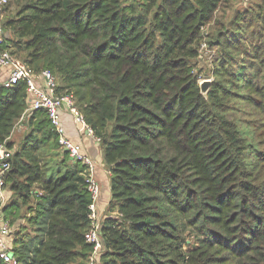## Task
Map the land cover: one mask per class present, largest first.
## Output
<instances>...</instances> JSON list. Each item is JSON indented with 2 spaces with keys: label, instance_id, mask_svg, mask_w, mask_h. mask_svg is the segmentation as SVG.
Returning a JSON list of instances; mask_svg holds the SVG:
<instances>
[{
  "label": "trees",
  "instance_id": "16d2710c",
  "mask_svg": "<svg viewBox=\"0 0 264 264\" xmlns=\"http://www.w3.org/2000/svg\"><path fill=\"white\" fill-rule=\"evenodd\" d=\"M234 1L15 0L1 23L3 48L49 69L100 138L110 199L99 264H264V153L248 162L257 149L228 113L238 87L264 111V69L253 83L243 67H226L244 31L230 26L261 34L264 0L228 22L214 17ZM204 38L221 66L203 95L195 63ZM28 105L24 82L0 85V143L12 149L16 124L27 128L4 176V214L27 224L16 226L12 255L81 264L91 251L84 168L60 148L45 110L24 113Z\"/></svg>",
  "mask_w": 264,
  "mask_h": 264
},
{
  "label": "built area",
  "instance_id": "2783aa9c",
  "mask_svg": "<svg viewBox=\"0 0 264 264\" xmlns=\"http://www.w3.org/2000/svg\"><path fill=\"white\" fill-rule=\"evenodd\" d=\"M8 0H0V7ZM4 40L0 36V68L8 69L6 77L0 85L9 88L18 82H24L29 96V105L24 113L35 109H44L50 121V126L57 137L60 148L67 153L72 162L80 163L83 168V176L91 203L88 206L89 225L84 232L85 240L91 245L85 261L81 264H99L102 250L100 226L102 224L98 211L97 200L100 194V185L96 176V161L87 155L82 146L74 141L66 132L62 119L63 109L66 108L75 125L84 127L85 131L97 142L100 138L94 135L93 130L85 123L84 116L74 103L71 93L58 92L57 79L49 69L37 71L20 59L15 58L8 49L3 48ZM13 150L7 147L5 142L0 143V260L5 264H18L11 255V223L4 214L6 194L4 188V176L11 168Z\"/></svg>",
  "mask_w": 264,
  "mask_h": 264
},
{
  "label": "rangeland",
  "instance_id": "374dc122",
  "mask_svg": "<svg viewBox=\"0 0 264 264\" xmlns=\"http://www.w3.org/2000/svg\"><path fill=\"white\" fill-rule=\"evenodd\" d=\"M250 1V3H249ZM254 1L256 0H235L229 6L225 8V6L220 7L217 12L215 13L214 17L222 18L223 15H226L224 20L228 22L230 18H233L234 13L238 12V10L242 9L244 5L252 6L254 5ZM254 7V6H253ZM17 9V5L15 0H9L8 5H4L0 7V16L2 23L6 17L12 16ZM214 22L207 25L203 32L206 33L209 30V27L213 25ZM246 22H241L239 25L233 23L230 28H234L237 30L238 28H244L242 34H239L236 39L237 42L230 46V53L233 55L234 60L232 62H228L226 67L228 70L232 72L238 73L241 67L244 68L245 75L248 78H251L252 82L255 83L258 80L257 74L256 76L252 77L254 74L255 69L258 67V75L260 73V69H264V30L261 29V34L255 33L250 30V28L245 26ZM1 26V25H0ZM258 31V28H255ZM0 36L4 40L3 31H0ZM234 38V36H233ZM5 41V40H4ZM5 44V43H4ZM199 56L196 59L195 63V70L199 75V82L204 80H209V83L213 80H216L215 77V69L220 65V57L221 53L219 48L217 47H209L206 44V39L202 42L200 49H199ZM261 60V61H260ZM254 64V66H252ZM244 65V66H241ZM251 66V67H249ZM249 67V68H248ZM233 74V73H231ZM261 76L264 75L263 73L260 74ZM246 80V77H244ZM224 83L227 84L226 78L223 77ZM261 80L260 82H262ZM236 90H241L238 92L237 96L231 97V102L229 103L228 113L235 118V122L238 124L240 132L243 134L244 141L248 144H252L253 148L257 150H253L252 154L248 157V162L250 159L255 161L257 157L264 153V111L256 109L252 105H250L246 99L245 95L246 91L242 89V87L235 88ZM27 133V128L23 125L22 122L16 124L11 136L10 140L13 142V153L16 149L19 148L21 142L25 134ZM259 150V152H258ZM258 154L256 155V153ZM11 195V194H10ZM6 198V203L12 197ZM22 215L26 214L25 207H22L21 210ZM27 225L26 218L19 219L16 223L11 222V238L14 235L15 229L17 225ZM24 225V226H25ZM189 243H192L188 240Z\"/></svg>",
  "mask_w": 264,
  "mask_h": 264
},
{
  "label": "crops",
  "instance_id": "0c3cea01",
  "mask_svg": "<svg viewBox=\"0 0 264 264\" xmlns=\"http://www.w3.org/2000/svg\"><path fill=\"white\" fill-rule=\"evenodd\" d=\"M0 16V22H1ZM1 25V23H0ZM1 31V26H0ZM8 69L0 68V82L6 77ZM62 119L65 125L67 134L77 143L82 146L83 151L95 159L96 161V176L100 185V194L97 200L98 211L100 214L101 222L106 215V208L110 199V180L109 171L103 161L102 149L99 142L95 141L80 125L73 123L72 117L66 108L63 109ZM6 197L9 198L11 192L5 188Z\"/></svg>",
  "mask_w": 264,
  "mask_h": 264
},
{
  "label": "water",
  "instance_id": "95a60500",
  "mask_svg": "<svg viewBox=\"0 0 264 264\" xmlns=\"http://www.w3.org/2000/svg\"><path fill=\"white\" fill-rule=\"evenodd\" d=\"M201 93L204 95L209 87V80H204L199 83ZM12 255V253H11Z\"/></svg>",
  "mask_w": 264,
  "mask_h": 264
}]
</instances>
